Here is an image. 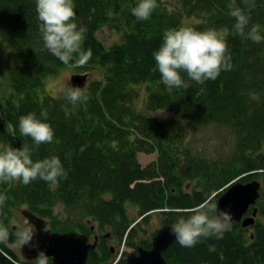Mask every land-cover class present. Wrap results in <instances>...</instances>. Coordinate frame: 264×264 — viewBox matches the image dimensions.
I'll use <instances>...</instances> for the list:
<instances>
[{
  "label": "trees",
  "instance_id": "16d2710c",
  "mask_svg": "<svg viewBox=\"0 0 264 264\" xmlns=\"http://www.w3.org/2000/svg\"><path fill=\"white\" fill-rule=\"evenodd\" d=\"M138 2L74 0L76 23L87 28L83 48H91L93 55L86 65L73 68L45 48L35 0H0V37L16 57L0 73V149L28 144L34 160L59 156L68 172L56 187L41 180L27 186L0 185V192L8 197L4 212L12 230L20 221L21 209L27 208L45 219L52 232L91 236L93 220L103 238L109 234L119 243L125 240L134 251L151 249L152 241L137 236L146 230L152 214L160 213L163 226H172L177 219L169 211L172 208H189L206 199L217 204L219 191L238 179L264 181V42L249 39L247 28L243 34L233 30L229 0H179L173 12L168 10V0H157L147 21L131 14ZM237 3L244 6L241 0ZM251 3L250 25L259 24L264 34V0ZM181 25L223 34L232 69L202 85L184 74L182 87H166L153 52L165 30ZM104 27L115 30L120 40L106 46L97 37ZM62 68L100 75L87 90L82 89L86 99L75 110L66 95L43 93L46 79ZM140 85L147 93L145 112L135 109ZM42 110H47L46 122L55 137L51 144L35 148L30 138L20 135L18 120L33 112L43 119ZM156 111L174 116L159 120L150 114ZM213 124L227 127L234 135L231 154L225 159L204 156L188 140L190 130ZM141 153L158 156L144 167L138 160ZM216 192L219 195L211 198ZM128 204L138 208L139 218L129 216ZM58 207L62 213L56 212ZM251 228L250 234L235 223L221 238L201 239L194 247L175 242L164 258L167 264H264V225ZM115 261L105 243L89 255L91 264ZM0 264L30 262L0 244ZM117 264H126V259Z\"/></svg>",
  "mask_w": 264,
  "mask_h": 264
},
{
  "label": "clouds",
  "instance_id": "9594fccd",
  "mask_svg": "<svg viewBox=\"0 0 264 264\" xmlns=\"http://www.w3.org/2000/svg\"><path fill=\"white\" fill-rule=\"evenodd\" d=\"M229 0L228 14L235 19L233 30L247 36L253 42H264L259 24H251V0ZM157 0H139L131 8V14L138 21H147L157 8ZM74 0H35V12L39 21V32L45 48L64 65L82 67L92 58L91 48L84 49L87 28L76 23ZM156 69L162 83L169 88L182 87L184 74L197 84L215 81L222 72L232 69V57L228 53L226 38L218 30L209 28L201 31L193 26L181 25L163 32L162 42L153 52ZM68 101L77 108L85 99L82 89L69 87L65 93ZM37 117L33 113L21 115L18 130L21 136L28 137L35 148L51 144L55 130L47 121V110ZM68 176L67 170L59 158L52 155L43 159H33V148L24 144L19 148L8 145L0 149V185L11 182L27 186L41 180L51 187L58 186ZM8 197L0 192V244L14 249L29 246L37 251L30 264H49L50 258L39 248L36 237L39 233L36 225L25 217L16 222L14 230L11 221L4 212ZM177 219L172 225V233L182 247H194L201 239L221 238L231 223V214L221 210L211 199L184 209L169 210ZM47 231V229H43Z\"/></svg>",
  "mask_w": 264,
  "mask_h": 264
},
{
  "label": "rangeland",
  "instance_id": "374dc122",
  "mask_svg": "<svg viewBox=\"0 0 264 264\" xmlns=\"http://www.w3.org/2000/svg\"><path fill=\"white\" fill-rule=\"evenodd\" d=\"M178 6H179V0H168L167 7L169 11L173 12L174 10L177 9ZM195 21H196L195 19H191L189 22H195ZM97 37L106 46H111L120 40L119 34L115 30L109 27H104L103 29H101L98 32ZM15 60H16L15 54L10 50L6 42H4L3 39L0 37V73H2V71L6 72L7 67L12 65L13 61ZM76 74H82V73L76 72L75 70L70 69V68L60 69L58 73L46 79L44 83L43 93L49 94L55 97L65 95L66 90L69 87L75 88L73 87L71 81H72V77ZM96 78H100V75H98L95 72L94 73L90 72V76L88 75V79L85 85L83 86V88H80V89L87 90L91 82L95 80ZM3 87L4 88L7 87L6 83H3ZM138 87H139L140 93L137 99L135 100V109L137 111L145 112L146 107H147L146 105L147 93L145 91L144 85H140ZM150 114H152L154 117L158 118L159 120H167L174 116V113L169 112V111H156V112H151ZM188 140L193 150L201 152L204 156H207L208 158H211V159H219V158L225 159L231 154L230 149L234 142V135L227 127L213 124V125H208V126L196 127L195 129L190 130ZM157 156L158 155L156 153L149 154V155L141 153L138 155V160L142 164V166L145 167L151 164L152 162H154L157 159ZM261 181L264 184V181L262 179ZM225 188L223 190H225ZM187 189L192 190L191 185L188 184ZM219 192L214 193L211 198L217 197L219 195ZM262 192H264V187L262 189ZM261 202H259V204L264 206V201H261ZM62 211H63L62 207H58L56 209L57 213H62ZM128 214L130 217L139 218V210L133 204H128ZM140 221L141 219H138L136 221V224ZM164 221L165 219L163 215H161L160 213L157 212V213L152 214L149 220L148 226H146V230L139 232L137 236V240L149 239V241H152L156 232L161 227H163ZM97 223L98 222L93 223V220H92L89 225L90 226L94 225L95 227H98ZM257 223L264 225V211L259 214L257 218ZM251 232L252 230H250V233ZM125 242L126 241L123 240V242L119 243L118 240L110 236L108 246L111 247V253L113 254V257H115V260H116L115 262L110 263V264H117L120 259L122 258L127 259V257L131 253L135 252L134 251L135 249L128 247ZM12 249L18 255V257L21 258V260H24L21 255V249H14V248ZM106 264H109V262H107Z\"/></svg>",
  "mask_w": 264,
  "mask_h": 264
},
{
  "label": "water",
  "instance_id": "95a60500",
  "mask_svg": "<svg viewBox=\"0 0 264 264\" xmlns=\"http://www.w3.org/2000/svg\"><path fill=\"white\" fill-rule=\"evenodd\" d=\"M87 79V74H76L72 77L71 83L75 88H83ZM261 189L262 182L257 179L247 183L238 179L223 192L221 191L217 205L221 210L231 214V222L243 221L244 228L252 227L256 224L258 210L255 209L250 217L244 219V216L251 207L257 205L261 197ZM21 215L23 218H29L40 230L36 241L39 243V248L52 260V264H91L88 262L89 253L95 250L96 243L91 244L87 235L76 232H52L47 226V221L29 209H22ZM175 242L177 241L172 233V226L165 225L153 237L152 248L139 247L127 257L126 264H167L164 253ZM21 253L27 261H31L37 255V251L29 246L23 247Z\"/></svg>",
  "mask_w": 264,
  "mask_h": 264
},
{
  "label": "flooded vegetation",
  "instance_id": "af4514ba",
  "mask_svg": "<svg viewBox=\"0 0 264 264\" xmlns=\"http://www.w3.org/2000/svg\"><path fill=\"white\" fill-rule=\"evenodd\" d=\"M260 181H261V180H260ZM261 182H262V181H261ZM263 187H264V184H263V182H262V189H263ZM262 189H261V197H260V199H259L257 205H256L255 207H251V208L249 209V211L247 212V214L244 216V219L247 218V217L252 216V214H253V212L255 211V209H257V210H258V215H257V217H256V224H257V218H258L259 214L262 213V212L264 211V210H262V208H261V204H259V202H261V200H263V198H264V192H262ZM261 198H262V199H261ZM261 203H262V202H261ZM22 219H23V217L20 216V221H22ZM235 223L240 224V225L243 227V221H241V222H239V223H238V222H231V223L229 224L228 228H229V229L233 228ZM243 228H244V227H243ZM244 229H249V231L252 230L251 227H249V228H244ZM91 231H92L93 234H92L91 236H88V237H89V242L92 243V244H95V243H96V249H98V246L101 245V244H103V243H105V244H109V238H110V235H109V234H107V235L105 236V238H103L102 235H101V233L99 232V229H98L97 227H95V226H92V227H91ZM252 231H253V230H252ZM76 233L82 234L81 232H76ZM250 234H251V233H250ZM251 237H254V236L251 235ZM135 252H136V251H135Z\"/></svg>",
  "mask_w": 264,
  "mask_h": 264
},
{
  "label": "bare ground",
  "instance_id": "6f19581e",
  "mask_svg": "<svg viewBox=\"0 0 264 264\" xmlns=\"http://www.w3.org/2000/svg\"><path fill=\"white\" fill-rule=\"evenodd\" d=\"M23 209H27V208H23ZM21 210H22V209H21ZM20 215H21V211H20ZM21 216H22V215H21ZM22 217H23V216H22ZM91 244H92V243H91ZM95 250H97V249L95 248ZM95 250H94V251H95ZM90 252H91V251H90ZM21 255H22V253H21ZM89 255H90V253H89ZM22 257H23V256H22ZM19 259L21 260V258H19ZM23 259H24V258H23ZM22 261L25 262V261H27V260L24 259V260H22ZM50 261H51V263H52V260H51V259H50ZM28 262H30V261H28ZM88 262H89V258H88ZM89 263H90V262H89Z\"/></svg>",
  "mask_w": 264,
  "mask_h": 264
}]
</instances>
